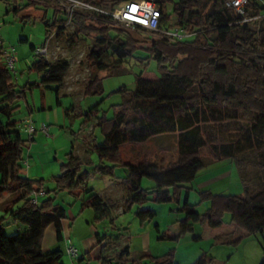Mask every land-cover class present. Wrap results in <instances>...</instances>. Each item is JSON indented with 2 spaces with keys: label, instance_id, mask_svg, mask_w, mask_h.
<instances>
[{
  "label": "trees",
  "instance_id": "16d2710c",
  "mask_svg": "<svg viewBox=\"0 0 264 264\" xmlns=\"http://www.w3.org/2000/svg\"><path fill=\"white\" fill-rule=\"evenodd\" d=\"M41 1L29 0L26 8L42 6L38 10L42 11L41 20L48 40L54 32L59 35L64 30L65 14L52 7V19L46 20L51 6ZM84 1L99 9L113 10L134 0ZM158 4H172V13L166 12L163 21L168 22L174 16L177 25L190 35L187 40L171 42L155 33L151 36L157 39L151 40L147 36L141 42L107 15L88 18L77 13L72 18V38L93 35L94 45L87 54V60L97 71L111 72L129 58L141 63L155 60L160 70L158 76L154 74L155 79L143 76L147 70L139 72L135 90H118L121 102L113 116L109 119L99 117L102 142L94 147L100 160L94 171L113 176L114 167L124 168L122 182L128 193L125 199L128 209L133 205L141 206L148 201L149 195L156 203H179L183 195L180 207L183 217L176 221L179 236L192 231L193 224L198 222L218 228L224 224L226 214L229 222L248 236H264V6L251 1L246 6L245 15L240 16L224 8V0H177L175 3L173 0H160ZM13 11L17 14L20 8L14 6ZM244 18L248 21L242 23ZM133 29L143 31L138 27ZM140 43L148 46L138 47ZM35 48L29 46L33 53ZM138 51L146 52L147 56L136 57ZM34 56L36 61L32 68L42 74V84L60 87L69 63L63 59L50 63L44 59L45 56ZM1 58L0 53V115L7 120L3 122L0 119V199L6 193L11 198L2 209L0 203V210L9 214L14 222L24 225L26 230L7 236L0 218V264H64L61 262L62 252L59 249L45 251L43 242L49 227L54 229L56 242L62 241V221L66 219V212L52 197L44 199L41 204L38 201L31 203L33 197L42 191L41 195H47L49 190L42 189V180H31L22 175L26 140L15 129L16 124L8 122V119L16 109L13 106L15 101L25 92L24 89L16 90L12 72L6 69ZM106 58L117 60L109 64ZM101 89V80L93 76L84 91L85 94H92L101 92ZM55 94L58 96V89ZM97 106L89 110L87 119L94 115ZM206 114L216 117L211 118V122L241 119L249 124L238 131L213 134L203 130V124L208 123ZM161 135H176L175 162L163 166L148 159L131 161L123 157L124 146L144 144ZM206 146H209L211 155L208 163L202 157V149ZM222 160H230L235 167L243 193L201 192V197L209 200L210 205L200 215L195 205L189 204L188 189L184 185L194 181L206 165ZM104 161H110L112 165L108 166ZM80 166V161L70 154L62 173L55 177L56 189L67 194H86L82 209H91L93 222L104 221L110 216L108 203L86 186L89 175L80 171ZM143 178L152 181L153 186L143 188ZM154 215L149 208L136 211L141 222L151 220ZM179 236L165 235L158 239L176 241ZM96 237L101 242L105 235L96 234ZM129 254V247L126 246L116 259L126 264L124 257ZM149 258L150 264H173L170 255ZM204 258L205 255H201L193 264H205ZM83 260L89 261L82 256L77 262ZM102 261L112 264L111 260ZM129 264L148 263L138 259ZM259 264H264V259Z\"/></svg>",
  "mask_w": 264,
  "mask_h": 264
},
{
  "label": "rangeland",
  "instance_id": "374dc122",
  "mask_svg": "<svg viewBox=\"0 0 264 264\" xmlns=\"http://www.w3.org/2000/svg\"><path fill=\"white\" fill-rule=\"evenodd\" d=\"M28 3L29 0H0V49L14 48L16 64L14 73H11L12 82L17 91L24 89L25 92L24 96L15 101L13 106L16 109L8 122H14L15 129L21 132L26 140L23 147L22 175L31 180H42V189L49 190L47 195L36 196L38 204L48 197L54 198L55 203L65 210L67 224L72 225L68 236L73 242L76 239L75 245L79 249L94 246L93 239L80 242L93 231L91 225L86 223L88 220H93V212L91 209H82V200L86 194H67L56 189L55 177L62 173L63 165L68 162V157L72 154L73 158L80 161L82 165L80 171H86L89 175L86 186L101 192L102 198L108 203L109 218L94 222V228L98 234H105V239L101 241L104 244L107 243L106 247H103V254L104 258L112 260V264H125L120 263L116 258L126 246L129 247L130 252L128 257H124L126 258L124 260H127L126 264L137 258L150 264L149 256L166 255L171 256L173 264H193L201 255H205V264H259L264 259V236L260 234L248 236L243 230L236 229L229 222L227 214L223 218L224 224L218 228H210L205 223L198 222L193 224L192 231L179 236L180 231L176 221L183 217V213L180 212L183 195L180 196L179 203L175 201L156 203L149 195L148 201L141 206L133 205L128 209L125 205L128 193L122 182L125 175L124 168L114 167L113 176L94 171V166L100 161L94 147L102 142L99 117L109 119L113 116L117 105L121 102L118 90L120 88L128 91L135 90L136 75L139 72L147 70V73L146 71L142 73L143 76L155 79V76L160 73L158 64L152 59L141 63L129 58L111 72H99L92 68L87 60V54L94 45L93 35L72 38L74 28L71 25L66 26L59 35L54 32L50 39L46 40V27L41 20L42 11L38 10L42 6H37V10L26 8ZM14 6L20 8L17 14L13 11ZM161 7L167 13H172V4ZM49 8L46 20L52 19L53 8ZM177 22L174 16L170 19L174 27ZM117 25L141 42L147 36L151 40L157 39L156 36L147 35L143 31ZM162 28L167 29L165 25ZM30 45L35 47L44 45L48 54L44 59L47 62L53 63L63 59L69 63L68 71L60 87L55 84H42V74L32 68L36 57L29 49ZM147 46L142 43L138 45L143 48ZM135 56L145 58L147 53L138 51ZM106 60L111 64L117 59L106 58ZM1 62H3L2 58ZM93 76H98L101 80V92L85 94V87ZM56 89H58V96L55 94ZM97 104V111L87 119L86 114ZM27 118L31 119L37 128L42 124L47 126L48 136L37 131L33 140L29 141L21 130ZM205 118L208 123L203 124V130L213 134L222 131H238L249 124L241 119H221V122H211V118L216 119V117L209 114H206ZM0 119L3 122L7 120L2 115ZM208 147L202 149V157L207 163L211 161ZM176 150V135H161L144 144L124 146L122 155L126 160L148 159L166 166L176 161ZM104 164L112 165L110 161H104ZM230 171H233L232 176H220ZM141 185L147 188L153 186V182L143 178ZM184 188L188 189L189 204L195 205V210L200 215H203L210 205L209 200L201 197V192L232 195L243 193L237 171L230 164H221L212 170L199 171L194 181L184 185ZM10 198L11 195L8 193L2 195L1 209ZM139 208L152 209L155 213L154 217L149 221L141 222L136 216ZM0 218H2L3 232L7 236L26 230L24 225L14 222L9 214L1 210ZM75 220L77 221L74 222ZM165 235L179 237L176 241L158 239ZM44 238L45 243L52 242L55 238L52 227H49ZM55 249L65 252V243L58 244Z\"/></svg>",
  "mask_w": 264,
  "mask_h": 264
},
{
  "label": "built area",
  "instance_id": "2783aa9c",
  "mask_svg": "<svg viewBox=\"0 0 264 264\" xmlns=\"http://www.w3.org/2000/svg\"><path fill=\"white\" fill-rule=\"evenodd\" d=\"M157 1L158 0H134L121 4L113 10L96 8L84 0H43L41 2L64 12L66 20L64 25L65 27L72 25V18L77 13L85 15L88 18H93L95 15L102 14L109 16L115 24H120L130 28L138 27L147 35L157 33L171 42H182L187 40L190 35L185 32L184 28L179 25L177 26V24V27L172 26L170 20L168 22L163 21L166 11L162 9ZM251 1H255L261 6H264V0H224V8L231 9L236 14L244 16L246 6ZM247 21L248 20L244 18L242 23ZM163 25H165L167 29H163ZM0 53L6 69L14 73L16 64L14 48H1ZM34 54L45 57L48 55L46 47H36ZM21 130L22 133L29 139L33 138L37 131H40L45 136H48L47 126L42 124L37 128L34 125V122L29 118L25 119ZM41 194H43V191ZM31 203H37L36 196L31 199ZM66 252L68 256L74 260H78L80 257L78 249L72 245L70 241L66 242ZM78 264H90V262L83 260Z\"/></svg>",
  "mask_w": 264,
  "mask_h": 264
},
{
  "label": "crops",
  "instance_id": "0c3cea01",
  "mask_svg": "<svg viewBox=\"0 0 264 264\" xmlns=\"http://www.w3.org/2000/svg\"><path fill=\"white\" fill-rule=\"evenodd\" d=\"M221 164H230L231 166H232V164H231V162H230V160H222V161H218V162H214V163H211V164H209V165H206L202 170H200V171H205V170H212V169H214V168H216L218 165H221ZM199 173V172H198ZM197 173V174H198ZM232 173H233V171H230V172H228V174H225V175H220V176H226V175H229V176H232ZM112 185V184H111ZM110 186V185H109ZM93 190H94V192H96L99 196H101L102 197V193L101 192H98L96 189H94V188H92ZM108 199V198H107ZM104 201H105V199H104ZM105 202H107V201H105ZM78 216H79V214H78ZM92 218H93V216H92ZM70 221V220H69ZM77 220H75L74 222H76ZM73 222V223H74ZM86 223H89L90 225H91V228H93V231H92V233L90 232V235L86 238V239H81L80 240V242H84L85 240H87V239H93L94 241H95V244H94V246H92V247H89V248H87V249H79L78 248V246L77 245H75V242H76V239H75V242H73L72 240H71V238L68 236V234H69V231H70V229H71V226L70 225H68L67 224V221L66 220H63L62 221V241L61 242H59V243H57L56 242V240H55V238L52 240V242H49L48 241V243H45V242H43V249L45 250V251H53V250H56L55 248H56V246L58 245V244H62L63 242L65 243V246H66V242L67 241H70L71 242V244L72 243H74V246L76 247V248H78V251L80 252L79 254H80V257H82V256H84V257H86V258H88V260H89V262H90V264H105V263H102L103 261H102V259H105V260H111V259H106V258H104L105 257V255L103 254V247H106V245H107V243L105 242V244L104 243H102V242H99V240H98V237H96V234H98L97 232H96V229L94 228V222H93V220H88V221H86ZM71 224H72V222H71ZM102 234V233H101ZM100 235V234H99ZM102 235H105V234H102ZM102 235H100V236H102ZM179 235V234H178ZM101 238H103V237H101ZM105 239V238H104ZM103 239V240H104ZM102 246V247H101ZM60 250V249H59ZM80 250H84V251H80ZM61 252H62V259H61V262L62 263H64V264H78V262H77V260H74V259H72V258H70L69 256H68V254H67V252H66V250H65V252L64 251H62V250H60ZM120 253V252H119ZM64 256H65V259H64ZM118 256V255H117ZM79 257V258H80ZM139 258H137V259H135V260H138ZM112 261V260H111Z\"/></svg>",
  "mask_w": 264,
  "mask_h": 264
}]
</instances>
